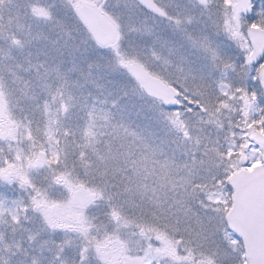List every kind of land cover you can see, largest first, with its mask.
Here are the masks:
<instances>
[{"label":"snow or ice","instance_id":"obj_1","mask_svg":"<svg viewBox=\"0 0 264 264\" xmlns=\"http://www.w3.org/2000/svg\"><path fill=\"white\" fill-rule=\"evenodd\" d=\"M0 264H264V0H0Z\"/></svg>","mask_w":264,"mask_h":264}]
</instances>
